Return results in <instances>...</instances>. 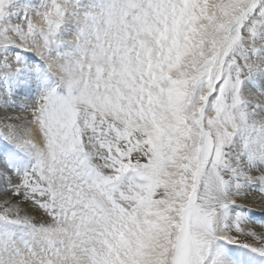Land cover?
Masks as SVG:
<instances>
[{
	"label": "snow or ice",
	"instance_id": "obj_1",
	"mask_svg": "<svg viewBox=\"0 0 264 264\" xmlns=\"http://www.w3.org/2000/svg\"><path fill=\"white\" fill-rule=\"evenodd\" d=\"M0 264H264V0H0Z\"/></svg>",
	"mask_w": 264,
	"mask_h": 264
}]
</instances>
